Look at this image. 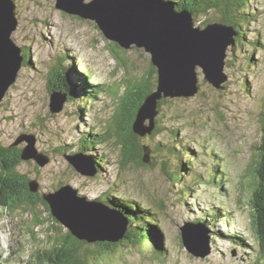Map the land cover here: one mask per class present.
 Masks as SVG:
<instances>
[{
    "label": "rangeland",
    "instance_id": "rangeland-1",
    "mask_svg": "<svg viewBox=\"0 0 264 264\" xmlns=\"http://www.w3.org/2000/svg\"><path fill=\"white\" fill-rule=\"evenodd\" d=\"M14 1L19 25L13 39L24 52H29L30 62L22 67L0 104V144L15 146L23 153L28 142H21V138L33 137L39 153L50 159L42 168L35 159L24 160L18 171L37 180L41 188L38 192L43 194L57 191L56 185L61 184L70 185L89 201L118 194L132 203L146 202L149 207L145 208L152 209L161 220V261L156 259L158 249L145 250L120 242L119 251L110 252L109 260L101 264H264L251 217L253 190L248 188L254 179L253 165L260 160L258 152L264 145V0L246 2L245 8L252 12L250 23L242 22L243 36H237L235 47L228 50L224 88L217 89L207 82L198 68L200 88L195 96L166 98L167 104L159 116L166 130L157 140L164 145L177 144V152L189 151L192 155L182 160L166 152L152 151L151 156L158 158L157 165L150 162L138 166L132 162L125 169L121 168L122 144L116 136L107 142L104 137L108 138L110 125H114L118 97L125 94L130 86L127 84L138 88L142 77L152 72L151 55L135 47L124 50V66L109 50L112 42L105 39L95 22L63 13L56 8V0ZM221 18V12L211 10L194 19L195 26L205 28ZM232 21L236 26L241 22L236 14ZM244 37L245 41L240 43ZM65 57H70L66 70L77 63L76 69L92 72L95 84L107 90L121 89L120 95L104 93L80 105L66 101L64 111L53 114L51 90L57 82L50 79V72L57 60ZM71 77L84 81L76 74ZM86 134L94 137L93 153L103 155L101 172L93 178L79 173L68 160L79 154L80 140ZM165 162L170 163L174 173L180 170L182 181L170 179L172 172ZM197 171L209 182L212 173H224V179H219L216 186L200 182L187 191V186L194 184ZM218 204L223 213L218 218H208L209 222L215 221L213 226L211 222L207 226L201 224L209 231L211 254L195 257L183 244L181 228H193L196 220L217 210ZM99 211L95 208L90 212L100 216ZM37 213L42 225L34 228L32 213L19 210L10 214L0 208V264H33L34 250L42 246L53 248L47 243V236L55 233V218L44 206ZM62 227V234H66L68 229ZM192 232L204 235L203 230ZM233 236L241 242L232 243ZM43 241L46 245H41ZM189 245L195 251L203 249L198 242ZM98 262L99 258L94 263Z\"/></svg>",
    "mask_w": 264,
    "mask_h": 264
},
{
    "label": "water",
    "instance_id": "water-1",
    "mask_svg": "<svg viewBox=\"0 0 264 264\" xmlns=\"http://www.w3.org/2000/svg\"><path fill=\"white\" fill-rule=\"evenodd\" d=\"M56 0V8L63 13L86 21L95 22L106 40L121 50L135 47L151 55L152 66L157 71V89L151 93L139 110L135 132L145 135L155 126L159 101L166 98L192 97L199 92L198 68L205 80L217 89L224 88L226 59L230 47H235L237 33L233 27L221 23L196 27L193 14L178 9L169 0ZM17 5L14 0H0V104L9 88L17 81L23 67V48L13 39L18 28ZM67 98L53 92L50 108L53 114L64 111ZM149 121L148 126L145 122ZM28 142L22 159H35L40 168L50 159L36 149L33 137H22ZM145 158V163L150 160ZM70 164L82 175L97 177L99 169L93 161L77 154L68 157ZM38 192V181L30 183ZM70 185L60 187L55 193L44 195L53 216L80 240L93 243L121 242L128 231V219L119 211L104 204L80 197ZM92 205V206H90ZM100 209L101 215H93L92 209ZM98 211V210H96ZM99 211V213H100ZM98 213V212H97ZM203 225L181 228L185 248L195 257L211 254L209 231ZM204 235L196 236L192 231ZM189 242L201 244V250H193Z\"/></svg>",
    "mask_w": 264,
    "mask_h": 264
},
{
    "label": "trees",
    "instance_id": "trees-1",
    "mask_svg": "<svg viewBox=\"0 0 264 264\" xmlns=\"http://www.w3.org/2000/svg\"><path fill=\"white\" fill-rule=\"evenodd\" d=\"M169 1L174 2L178 9L188 10L191 14H193L194 19H196L201 14H208L211 10H217L221 12L222 18L218 23L234 27L238 37L239 35H241L240 31L243 30L242 22L248 21L250 23L252 12L248 8H245V5L247 4L246 2H248V0ZM235 14L238 21H241L238 23V26H236L232 21V19L235 17ZM244 39L245 37L241 39L240 43H243L245 41ZM108 48L116 58V60L119 61V64H123L124 66L127 65L126 53L124 52V50H121V48L114 44H109ZM28 53V51L24 52L23 50V66H27L30 62V55ZM68 61H70V57L61 58L60 60L58 59L57 66L54 67L53 70H51L50 79L52 80L54 78L57 82V84L54 85L51 90L52 93H62L66 96L67 101H72L74 104L77 102V105L84 103L87 99L92 102V100L95 99V96H99L100 94L103 95L104 93H108L109 95L112 94L114 97L120 95L119 92L121 89L119 91L116 88L107 90L105 89V86L95 84L93 81L94 77L92 72L89 70L84 72L76 69V67L78 68L79 66L77 63L76 65H73L74 67H70V71L66 70V64H69ZM79 62L83 64L81 60ZM74 74L84 77V81L81 82L78 79L72 78L71 75ZM153 77H155L154 82L152 80ZM127 86L129 87L126 89L125 94L121 97H118L120 98V103L119 105H117L118 108L113 120L114 125H110V129L107 132L108 138L107 136L104 137L107 142V139H111V137L116 136L118 138V141L122 144L121 168H127L128 165L132 162L136 163L138 166L147 164L145 163V157L148 153L149 160L150 162H152V165H157L158 158L151 156L152 151L166 152L175 156L176 158L180 157L182 160L186 159V157L189 158L192 153H189V151L182 153L177 152V144L171 146L169 144L164 145V143H162L160 140H157V138L160 137V135H162L166 130V127L161 125L162 119L159 117L162 114L161 110L163 109L164 105L167 104L166 99H162L161 101H159V112L155 119V126L153 130L151 132H147L145 135H140L135 132L134 126L137 121L139 110L145 103L147 97L157 89V71L155 67L152 66V72L149 74V76L142 77L139 85H137L138 88H131V83H128ZM149 124V121L145 122L146 126H148ZM93 138L94 137H92L90 134H86L85 137L80 140L79 153H83L85 156H89L93 163L100 170V162H103V159L100 157H102L103 155L98 152H96L97 155L93 153V148L95 147ZM141 139H148V144H144L143 142H141ZM90 151L92 154H87ZM258 153L260 160L257 159L255 165H253L254 174L252 176L254 177V179L249 183L248 188L253 190L250 202L252 213L251 217L256 235L259 242L261 243V255H263L264 145L260 147V151ZM23 161L24 160L22 159L21 149L18 150L15 148V146H4L3 144H0V208L3 209L4 213L10 214H14L19 210L23 211V214L32 213L35 222L34 228H36V226L38 227L42 225L41 216L37 213L38 208L44 206L48 212H51V214L52 211L50 205L44 199L45 193L43 194L41 193V191L33 192L31 189L30 183L37 180H32L28 176L23 175L18 171V168L23 163ZM168 162H165V167H167V170H169V172H172L170 173V179L174 182L182 181V175H180L179 173L180 170L178 171L177 169V171L174 173L172 171V166ZM222 178L224 179V173L221 176L219 173H212V178L209 182L202 177V174H199V171H197L195 173V179H193L194 184H192L191 186H187V191H191L194 186L200 185V182L216 186L219 184V179ZM62 186L63 184H61L60 186L56 185V189L58 190V188ZM116 195L117 196H99L92 201L103 203L104 205L121 212L128 219V231L125 234L124 239L121 241L123 244H125L126 246L131 245L144 247L145 250H149L152 248L158 249L156 259L161 261L163 259V256L161 254L162 241L159 237V224L161 222L159 216L155 214L152 209L148 210L145 208V206L149 207V204H147L146 202L139 200V204L132 203L131 201L122 199L118 194ZM212 216L218 218L219 213L213 209L210 214L206 212L205 218L196 220L194 223H204L207 226L211 222H209L208 218H211ZM52 217L53 219L55 218L53 214ZM54 220L56 223L55 233L51 235L49 234V236H47V243H51L53 248L49 249L45 246L40 247L41 245H46L44 243L45 241H43L39 246L40 248L38 247V250H34V259L32 260L33 264H96L94 262L97 258H99V262L97 264H101V262L109 260L111 254L110 252L119 251L120 249L118 243L90 244L85 240H80L68 228L67 233L62 234V226L64 225L57 221L56 218ZM214 222L215 221L211 222L210 224L213 226ZM56 234L57 236H53ZM232 240L234 242H237V244L241 242L236 237L231 239V241Z\"/></svg>",
    "mask_w": 264,
    "mask_h": 264
},
{
    "label": "bare ground",
    "instance_id": "bare-ground-1",
    "mask_svg": "<svg viewBox=\"0 0 264 264\" xmlns=\"http://www.w3.org/2000/svg\"><path fill=\"white\" fill-rule=\"evenodd\" d=\"M101 158V157H100Z\"/></svg>",
    "mask_w": 264,
    "mask_h": 264
}]
</instances>
